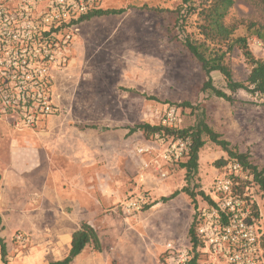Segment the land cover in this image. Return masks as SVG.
<instances>
[{"label": "rangeland", "instance_id": "1", "mask_svg": "<svg viewBox=\"0 0 264 264\" xmlns=\"http://www.w3.org/2000/svg\"><path fill=\"white\" fill-rule=\"evenodd\" d=\"M181 3L182 0H104L105 9L128 10L123 15L93 17L80 24L72 66L63 77L56 79L57 100L62 112L49 117L81 131L87 130L88 126H98L115 132L107 133L108 150L113 156L116 153L121 155L123 172L119 174L109 160L108 172L104 175L109 198L104 208H98L102 217L109 214L122 219L119 203L134 191H148L151 206L134 222L122 221L124 231L128 232L127 245H137L141 256L152 259L153 264L163 261L167 241L173 240L183 246L191 244L185 239V230L194 220L195 204L197 207L205 204L199 191L207 193L219 168L230 155L210 136L203 135L205 144L200 149L198 173L194 177L197 185L195 203L182 191L187 181L186 170L180 167V163L166 167L168 177L153 182L152 178L157 174L152 169L144 170L136 153L137 148L150 144L152 139L146 138L142 131L130 133L129 130L141 123L160 125L163 115L174 107L179 119L177 129L193 127L202 121L219 134V140L228 143L229 150L248 154L253 164L259 169L264 168V95L252 96L245 90L231 93L218 71L212 73L214 85L231 94L233 101L202 90L205 81L202 67L181 40L185 35V32L182 35V27L194 38L200 37L199 18L194 14L178 24L176 9ZM250 21L264 25V5L260 0H235L226 22L236 25L235 35L247 36L252 53L262 58L263 41L247 30ZM230 62L234 78L246 80L250 67L239 49L233 51ZM185 102L191 107L181 105ZM57 122L22 131L10 127L16 136L23 133L41 135L53 133L60 125ZM8 134L0 127V138ZM94 140L99 141L93 134ZM7 155V141L0 140V162L7 159ZM142 156L146 161L151 159L150 155ZM143 172H148V178L152 177L150 181L141 178ZM99 176L98 173L92 174L93 184L99 182ZM33 195L32 201L37 202V193ZM259 202L264 226V198L261 195ZM0 228V236L6 243L7 263L21 264L19 260L28 255L32 239H28L26 232L12 221L5 225L1 217ZM124 245V241L115 240L117 253L123 257L122 263L130 264L129 259H133L131 250L125 249ZM0 264H4L1 248Z\"/></svg>", "mask_w": 264, "mask_h": 264}, {"label": "built area", "instance_id": "2", "mask_svg": "<svg viewBox=\"0 0 264 264\" xmlns=\"http://www.w3.org/2000/svg\"><path fill=\"white\" fill-rule=\"evenodd\" d=\"M103 5L104 0H0V121L22 131L61 114L56 79L72 66L82 20ZM178 122L174 107L161 119L168 128ZM150 142L136 153L143 169H154L160 179L168 177L166 167L188 157L186 138L156 134ZM241 183H247L242 192ZM206 195L211 202L196 211L197 264H264L260 194L244 165L227 159ZM151 202L147 190L134 191L119 203V213L131 222ZM193 256L191 244L169 240L161 264H191Z\"/></svg>", "mask_w": 264, "mask_h": 264}, {"label": "crops", "instance_id": "3", "mask_svg": "<svg viewBox=\"0 0 264 264\" xmlns=\"http://www.w3.org/2000/svg\"><path fill=\"white\" fill-rule=\"evenodd\" d=\"M56 122L60 125L53 133L16 136L10 125L0 121V127L9 133L0 138L8 144L7 159L0 162V217L5 225L9 221L17 224L32 239L28 255L19 262L49 264L64 259L70 252L73 233L86 222L97 231L101 247L96 249L94 244H88L70 264H123V257L115 248L116 239L124 241L125 249L131 250L130 264H153L152 259L141 256L137 245H127L128 232L124 231L122 219L126 220L121 215L122 219L109 214L102 217L98 208H104L109 198L104 177L109 160L114 165L112 168L119 174L123 172L120 154L113 156L108 150L107 133L115 132L100 128L81 131L53 118H48L42 126ZM93 134L98 142L93 141ZM93 173L100 175L95 184ZM156 176H150L153 182L160 179ZM148 177V172H143L141 178L150 181ZM34 193L37 202L32 201ZM189 228L190 224L185 239L190 242Z\"/></svg>", "mask_w": 264, "mask_h": 264}, {"label": "trees", "instance_id": "4", "mask_svg": "<svg viewBox=\"0 0 264 264\" xmlns=\"http://www.w3.org/2000/svg\"><path fill=\"white\" fill-rule=\"evenodd\" d=\"M264 5V0H260ZM235 4V0H182L180 6L176 9L178 13L177 23L185 22L190 16L197 14L199 18L198 34L199 38H194L191 34L185 31L182 27L181 37L182 43L190 54L200 63L205 75L202 90L204 92L213 93L228 101H233L231 94L224 90L217 88L214 85L212 73L218 71L226 81V87L231 93H236L239 90H245L252 96L264 95V57L257 58L249 48L247 36H236V25L226 22V17L230 9ZM128 8H100L90 15L86 16L82 22L92 19L93 17L105 15H123ZM182 24V23H181ZM180 24V25H181ZM179 25V26H180ZM247 30L256 34L263 41L264 48V25L255 22L247 23ZM239 49L245 57V60L250 67L249 74L244 81H238L234 78L230 56L235 49ZM182 106L191 107L190 103H182ZM89 128H99L98 126H88ZM101 130H108V127H100ZM142 131L146 138L153 139L156 134L160 136L182 137L190 141V150L185 161L180 162V167L186 170L185 179L187 185L183 187L182 191L190 195L196 203L197 185L194 183V177L198 173V161L200 149L204 146L205 141L203 135L207 134L211 140L221 145L228 151L230 158L239 160L244 167L253 176V182L257 186V193L264 198V168L259 169L250 160L246 153H235L228 149V143L219 140V134L210 129L206 123L199 122L193 127L184 129L168 128L160 125H151L149 123H141L130 130V133ZM247 183H241L238 187L241 192ZM146 190V189H144ZM148 192V191H147ZM178 193V192H177ZM177 193L173 194L175 196ZM204 200L211 202L210 198L203 192L199 191ZM164 200H167L165 197ZM196 208L197 203L195 204ZM197 213L189 228L190 243L192 245V252L194 256L191 264H197L196 249L200 245V239L196 233L197 227ZM1 231V228H0ZM264 240V237H263ZM88 244H94L96 249H100V239L97 231L89 223L83 222L81 227L72 235L71 249L69 254L62 260L51 261L49 264H70L75 257H77ZM264 247V242H263ZM1 257L4 264H8L5 259L6 243L0 236Z\"/></svg>", "mask_w": 264, "mask_h": 264}]
</instances>
